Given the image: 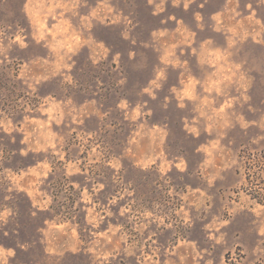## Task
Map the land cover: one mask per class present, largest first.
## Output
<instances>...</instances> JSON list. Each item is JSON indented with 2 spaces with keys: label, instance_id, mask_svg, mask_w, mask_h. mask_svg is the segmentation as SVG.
I'll use <instances>...</instances> for the list:
<instances>
[{
  "label": "rangeland",
  "instance_id": "rangeland-1",
  "mask_svg": "<svg viewBox=\"0 0 264 264\" xmlns=\"http://www.w3.org/2000/svg\"><path fill=\"white\" fill-rule=\"evenodd\" d=\"M0 264H264V0H0Z\"/></svg>",
  "mask_w": 264,
  "mask_h": 264
}]
</instances>
